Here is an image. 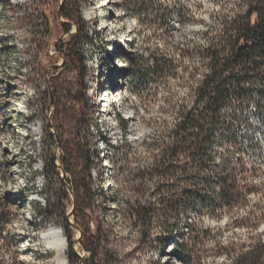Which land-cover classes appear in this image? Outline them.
<instances>
[{"label": "rangeland", "instance_id": "374dc122", "mask_svg": "<svg viewBox=\"0 0 264 264\" xmlns=\"http://www.w3.org/2000/svg\"><path fill=\"white\" fill-rule=\"evenodd\" d=\"M64 1L0 0V211L10 214L0 264H54L55 252L42 240L51 228L64 232L67 248V231L72 235L79 264H236L256 254L264 246V94L252 86L245 87L246 103L234 97L223 108L221 121L232 126L213 140L211 157L197 162L204 171L193 208L181 201L191 183L171 199L166 191L155 194L156 179L147 192L134 193L131 176L149 166L156 150L147 144L168 135L178 107L192 105L209 73L208 60L181 51L202 53L219 33L217 19L231 17L242 0H146L158 6L161 24L151 23L146 6L139 11V0H79V33L60 15ZM175 5L185 14L181 21L169 13ZM71 48L82 53L84 72ZM155 52L174 57L175 71L143 87L129 63L145 70ZM120 118L128 119L126 139ZM221 179L239 196L227 206ZM137 200L155 209L146 225L124 213ZM89 232L101 238L95 256L83 250Z\"/></svg>", "mask_w": 264, "mask_h": 264}, {"label": "trees", "instance_id": "16d2710c", "mask_svg": "<svg viewBox=\"0 0 264 264\" xmlns=\"http://www.w3.org/2000/svg\"><path fill=\"white\" fill-rule=\"evenodd\" d=\"M77 1L79 0H65L61 5L60 15L68 23H74L79 33L83 22L77 9ZM146 2L148 1L139 0L136 4L139 11L145 10L146 6L152 14L151 23L159 22L161 24V21L157 19L158 6L153 4L154 2H148V4ZM177 6L171 8L169 13L170 15L176 13L181 21L185 18V14ZM217 21L219 33L208 38L209 45L202 53L198 52V48L191 49L188 46L181 51L184 57L193 59L198 55L201 60H208L209 62L205 66L209 73L204 76L196 88L192 105L185 102L178 107L175 124L168 135L153 141V143H146L154 146L156 153L149 166L137 171L136 174H131L133 181L136 182L132 186L134 193L147 192L148 183L156 179L153 189L155 194L160 196V192L166 191L173 199L174 192L178 193V190H181V186L186 182L191 183V188L181 194V201L188 198L189 206L193 208L196 205V200L200 198L194 185L204 171L201 166L197 165V162L204 163L207 157H211L210 148L213 140L226 138L232 126L231 121H221L223 108L234 97H237L242 103H246L250 99V93L245 88L246 86H252L258 93L264 94V0H242L241 4L235 7L231 17L226 15L221 19L218 18ZM70 30L69 25L64 26L65 33H69ZM129 47L132 48V44H129ZM62 49V45L58 46L59 51ZM70 52H72V62H75L77 67L84 72L86 70L85 60L80 50L71 48ZM174 60V57H168L164 53H151L148 56L147 63L149 64L145 70L136 71L131 61L129 63L130 73L134 80L141 83L143 87L155 85L166 81L173 75L176 62ZM193 72L195 74L197 70ZM148 96L149 94L146 95V97ZM120 122L122 137L126 139L127 120L120 118ZM46 132L50 140L54 141V136L48 127ZM144 142L145 139H143ZM85 155L88 156V151L85 152ZM62 164L66 173H72V169L67 165L65 159H62ZM50 168L53 174H58V167L52 158H50ZM213 184L209 183L208 185ZM216 184L222 189L220 196L225 206L239 198L235 188L230 186L226 179H221ZM113 190V187L109 188V192ZM173 202L174 200L170 201L166 207L169 214L176 208V204ZM211 207L208 203V207L205 208ZM124 213L128 214L134 219L135 224L140 226L150 223L151 217L155 215V209L145 206L137 200L133 205L126 207ZM213 213L214 210L211 209V214ZM61 214L68 228L70 225L66 218V208L61 209ZM9 215L3 210L0 211V239L10 221ZM84 236L89 237L83 250L91 256H95L100 252V236L91 235L90 232ZM67 240L69 263L79 264L81 260L73 250L72 235L68 231ZM180 249L186 255L190 254L192 250L186 246H181ZM263 255L264 246H258L256 254L243 257L236 264H264ZM85 264H88L87 261Z\"/></svg>", "mask_w": 264, "mask_h": 264}, {"label": "bare ground", "instance_id": "6f19581e", "mask_svg": "<svg viewBox=\"0 0 264 264\" xmlns=\"http://www.w3.org/2000/svg\"><path fill=\"white\" fill-rule=\"evenodd\" d=\"M42 240L50 250L52 249L55 252L54 264H67V243L64 232L61 229L51 228L47 230L42 234Z\"/></svg>", "mask_w": 264, "mask_h": 264}]
</instances>
